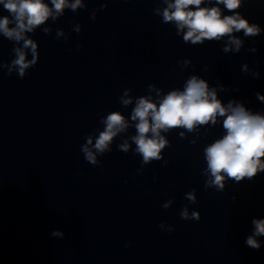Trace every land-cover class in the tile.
I'll return each mask as SVG.
<instances>
[{
    "label": "clouds",
    "instance_id": "clouds-1",
    "mask_svg": "<svg viewBox=\"0 0 264 264\" xmlns=\"http://www.w3.org/2000/svg\"><path fill=\"white\" fill-rule=\"evenodd\" d=\"M203 2L204 0H174V3H168L167 8L164 9L163 21H175L179 30L187 28L183 40L191 41L192 44L204 39L218 40L234 30H244L246 36L255 35L259 31L255 25L249 26L239 13L222 17L220 8L200 7ZM217 3L223 4L228 10L240 7V0H217ZM0 4H3V8L13 18L12 20L8 16L0 18V32L9 39L24 40V47H31L32 50L31 61L26 60L24 51L15 50L18 58L13 64L18 66V74L23 78L25 69L34 65L37 57L36 45L31 40L25 39L24 34L32 32L35 27L43 24L52 15V10L43 0H0ZM52 4L57 14H61L65 7L75 10L81 5V0H75L71 5H68L67 0H52ZM190 6H194V10ZM13 22L15 26L9 28V24ZM44 31L48 32V29ZM230 43L235 45L237 51L239 50L241 46L239 39L232 37ZM228 50V48L224 49L225 52ZM10 73L11 70L9 75ZM259 99L264 100V96H259ZM122 103L128 105L131 101L123 99ZM217 116L225 117L223 128L226 130V135L205 149L207 168L213 178L207 182L206 187L215 185L218 190H222L225 176L240 181L244 177L252 178L257 171H264V162L261 161V157H264V116L253 115L239 104L233 107L230 103L227 108L224 107L217 99L215 91H209L208 84L195 76L187 81L183 91L169 92L158 105L144 97L136 102L131 116L133 121H138L135 126L137 135L132 137L136 144V152L142 156L145 164L151 160H159L161 150L167 143L160 135L161 130L166 132L169 129L183 127L191 131L198 124L204 125L209 121L215 124ZM104 123L106 128L99 134L94 145L96 151L100 153L109 150L108 146L113 137L128 127L124 117L118 112L108 115ZM149 133L151 136L148 135ZM91 144L92 139L89 137L82 151L85 159L95 165L98 162L95 153L88 147ZM120 147L127 152V143ZM188 198L194 200L191 194ZM181 216L183 219L189 218L186 210ZM192 218L199 220V214L193 212ZM253 223L254 235H264V220H254ZM52 235L63 234L53 232ZM246 244L252 249L260 248L254 236H249Z\"/></svg>",
    "mask_w": 264,
    "mask_h": 264
}]
</instances>
